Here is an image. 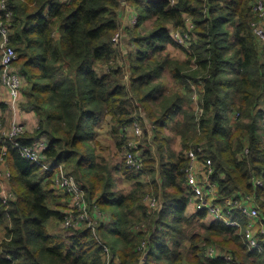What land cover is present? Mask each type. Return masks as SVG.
I'll use <instances>...</instances> for the list:
<instances>
[{
	"label": "trees",
	"instance_id": "obj_1",
	"mask_svg": "<svg viewBox=\"0 0 264 264\" xmlns=\"http://www.w3.org/2000/svg\"><path fill=\"white\" fill-rule=\"evenodd\" d=\"M252 1L7 0L23 106L39 121L16 139L31 145L45 136L48 147L42 163L8 148L14 199L0 198V264H264V251L247 246L244 218L239 227L199 222L206 212L187 214L184 186L185 153L201 147L219 201L252 195L264 219V41L252 24ZM126 5L137 18L124 26L123 52L114 37ZM187 18L194 37L183 62L167 51L178 46L169 25L184 33ZM2 72L0 63V87ZM168 73L179 88H165ZM191 81L202 86L199 111ZM133 100L152 125L155 146L145 137L138 172L97 150V126L106 117L118 150L127 145L122 129L142 118ZM176 138L179 152L171 145ZM2 151L0 143V157ZM46 165H62L75 178L95 224L60 227L63 204ZM116 174L131 182L127 191L117 189ZM147 193L161 198L160 211L145 205ZM214 244L232 261L203 258Z\"/></svg>",
	"mask_w": 264,
	"mask_h": 264
},
{
	"label": "built area",
	"instance_id": "obj_2",
	"mask_svg": "<svg viewBox=\"0 0 264 264\" xmlns=\"http://www.w3.org/2000/svg\"><path fill=\"white\" fill-rule=\"evenodd\" d=\"M172 1L174 2V0ZM252 9L257 18L252 23L254 30L264 41V0H253ZM12 16L13 10L7 4V0H0V34L2 38L0 63L3 69L1 86L7 89L9 98L16 103L22 98L24 78L13 66V63L18 58V54L10 43L11 30L8 21ZM186 25V31L184 33L177 31L175 39L185 47H190L192 45V38L194 37L192 33L193 23L191 19L187 18ZM130 127L131 126H127L122 129L124 135H126V132H128ZM26 131L27 128L23 123L14 122L9 128H6L0 120V143L3 144L0 165L6 166L2 175L9 185L11 172L6 163L8 148L16 150L26 159L42 163L44 152L48 147V140L45 136L36 138L35 142L31 145H26L21 141H18L16 138L24 134ZM127 149L126 162L138 172L143 164L142 155L138 152H134V150L137 149V146L132 142L128 143ZM201 150V147L197 148L198 152H201ZM197 151L190 149L185 153V157L189 161V167L186 169L185 173L186 190L189 194V201L195 204L198 211H205L208 216L236 227L240 226L239 222L233 218L230 219L229 215L231 211L239 210L248 222L244 237L249 250H256L258 252L264 251V219L261 216V211L256 198L252 195L236 193V197L227 198L223 205L216 202V197H214L216 183L211 179L214 167L210 159L199 158ZM247 151L248 150H246L245 153ZM45 168L54 174L56 169L62 168V165L56 167L53 165H46ZM254 184L256 186H262L263 182L261 179L255 178ZM50 189L59 196L70 197V209L65 214L62 224L64 228L68 230H77L84 224L93 225L96 223V221L90 219L89 214L91 210L89 209V203L86 200L85 193L78 186L72 175L63 173L51 178ZM0 198L7 202L14 199V193L11 189L6 190L5 187L0 186ZM146 202H150V205H147L150 211L154 212L162 209L161 198L147 196ZM95 211L97 214H100L96 209ZM217 251L216 247L208 248L206 251V257L215 258L222 256L227 261H232L233 256L231 253L226 251L220 254Z\"/></svg>",
	"mask_w": 264,
	"mask_h": 264
},
{
	"label": "rangeland",
	"instance_id": "obj_3",
	"mask_svg": "<svg viewBox=\"0 0 264 264\" xmlns=\"http://www.w3.org/2000/svg\"><path fill=\"white\" fill-rule=\"evenodd\" d=\"M125 8H126V10H125V12H123V16H122V27L114 37L115 42L117 44L121 43L120 46L122 45L123 52H125V46H126V43L124 44V40H123V44H122V38H123V34H124V31H123L124 26H127L128 24H132V23L136 22V15H135L136 10L129 5H126ZM131 10H133V12H131ZM147 27H149V23L144 25V28H147ZM169 30H170L173 38L175 39V34L177 33V30L174 29L173 26H170V25H169ZM175 41L177 42L178 46L169 45L167 51L170 52V54L173 57L180 59L183 62L187 61V52H190L191 46L185 47L184 45L180 44L176 39H175ZM132 47H134V46L132 45ZM0 54H1V44H0ZM191 66L193 69L196 68V66L193 62L191 63ZM104 70H107L106 66H103V65L99 66L98 71L100 73H104L105 72ZM127 75L128 74H126V76ZM163 83H164L165 88H167V90L179 88V84H177V82H175L174 78L172 77V75L170 73H168L166 75V77H164ZM190 85H191V88L193 91L192 107L195 110L199 111L198 106L200 104V94L201 93H200L198 88L201 87V83H196L194 81H191ZM133 102L135 103V106L137 108H139L137 112L142 113V118L135 120L133 122V124L129 125L131 127L129 128L128 132H126V135H124L123 131L121 132V135L125 136V138L127 139V141H128L127 145L129 142H132L137 146V149H135L134 152H138L139 154L142 155V158H143V150L141 148V143H144L145 137H147L148 142L152 143V140H153L152 130L153 129H152V125L149 122L147 116L141 110V106L137 102H135L134 100H133ZM261 126H262L263 131H264V119L262 120ZM171 133L172 132L169 129L164 130L165 135H169ZM97 139L99 141V143L97 144V150L100 152H103L105 155H107L109 157V159L112 161V163L120 162L123 159L125 161H127V157H126L127 152H128L127 145H124V147L121 151L118 150V148L116 146V142H115L113 136L111 135L110 117H109V119H107L105 122L102 123V126L100 128L98 127ZM171 145H173V143ZM152 147L155 150V146L153 145V143H152ZM188 167H189V161H188L187 168ZM63 173H67V172L64 169V167L62 166V168L56 169V172L53 174V176L51 178L56 177V175L59 176ZM145 178L146 177L142 176L140 180H145ZM201 179H202V177H201ZM115 180L117 182V189H119V190L127 191L128 188L131 186V182L126 180L124 177H122L119 174H116ZM157 182H158V184H161V180L158 177V173H157ZM184 186L186 188V181L184 183ZM216 186H217V184H216ZM10 189H11V187H10ZM147 196H154V195L147 193V195L144 197L145 205H148V204L150 205V202L149 203L146 202ZM60 197H61L62 204H63V207L61 209L66 214L67 211L70 209V197L69 196H60ZM155 197L160 198L158 195ZM214 197H216V202H219L221 205H223V203L226 200L225 199L224 201H219L218 198H220V193L215 192ZM186 212L190 216L191 212L196 214L199 211L196 209L195 204H193L191 201H189L188 205H187ZM207 216L208 215L206 212L205 217L197 216L196 220H198L199 222H206ZM89 217H90V219H92L90 214H89ZM62 224H63V221L61 222L60 227L64 228L62 226ZM64 229H66V228H64ZM1 236H2V233H0V240L2 238ZM187 244H189V242H187ZM210 247H216L218 250L217 252H219L220 254L226 252V250H223L219 245H216V244L211 245ZM210 247H208V248H210ZM203 258H206V251H205V257H203ZM207 258H209V257H207Z\"/></svg>",
	"mask_w": 264,
	"mask_h": 264
},
{
	"label": "crops",
	"instance_id": "obj_4",
	"mask_svg": "<svg viewBox=\"0 0 264 264\" xmlns=\"http://www.w3.org/2000/svg\"><path fill=\"white\" fill-rule=\"evenodd\" d=\"M131 12H133V10H131ZM198 89L202 94L203 92L202 86L199 87ZM107 119H109V117H106L103 120H101L97 128L98 127L100 128L102 126V123L105 122ZM0 120L3 122L6 128H9L14 122L23 123L26 126L27 131L29 132H33L37 128L39 123L37 114L32 109L30 110L25 105L23 106V98H21L20 101L16 103L11 101L7 89L3 86L0 87ZM172 149H174L176 152H179L181 150V144L179 138L175 139L172 145ZM5 168L6 166L0 165V176H1L0 186L5 187L6 190H9L10 185L7 184L6 180L2 175ZM215 191L216 193H219L217 186L215 187ZM194 213L191 212V215ZM229 218L230 219L233 218L237 220L240 226H241V221H240L241 218H244L246 223H248L244 215L239 210L231 211ZM213 221H216V219L211 216H207L206 219L207 223Z\"/></svg>",
	"mask_w": 264,
	"mask_h": 264
},
{
	"label": "water",
	"instance_id": "obj_5",
	"mask_svg": "<svg viewBox=\"0 0 264 264\" xmlns=\"http://www.w3.org/2000/svg\"><path fill=\"white\" fill-rule=\"evenodd\" d=\"M121 1H124V0H121Z\"/></svg>",
	"mask_w": 264,
	"mask_h": 264
}]
</instances>
